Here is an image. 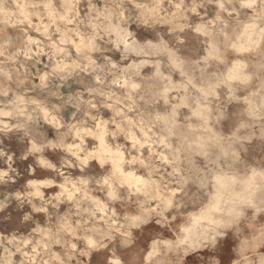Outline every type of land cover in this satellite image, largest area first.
<instances>
[{
	"label": "clouds",
	"instance_id": "9594fccd",
	"mask_svg": "<svg viewBox=\"0 0 264 264\" xmlns=\"http://www.w3.org/2000/svg\"><path fill=\"white\" fill-rule=\"evenodd\" d=\"M0 264H264V0H0Z\"/></svg>",
	"mask_w": 264,
	"mask_h": 264
}]
</instances>
